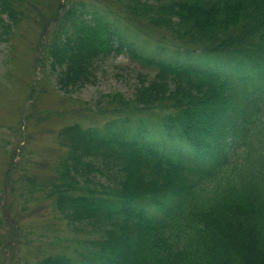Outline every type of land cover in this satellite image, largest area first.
Segmentation results:
<instances>
[{"label": "trees", "instance_id": "trees-1", "mask_svg": "<svg viewBox=\"0 0 264 264\" xmlns=\"http://www.w3.org/2000/svg\"><path fill=\"white\" fill-rule=\"evenodd\" d=\"M190 4H193L191 0H178L176 4L178 22L173 23L176 34L195 24V28L199 25L207 27L209 33L217 38L221 31L233 26L231 23L239 14L236 7L230 11L226 0L213 1L208 5ZM261 13L264 14L263 8ZM239 23L238 19L234 26ZM186 83L197 87L198 92L192 95L178 92L175 95L186 101L178 100V110L169 117L166 128L173 132L175 139L189 141L214 163L220 154L210 152L204 146L214 149L222 141L226 132L217 124L218 120L227 117L230 126L226 128L235 139L241 137L246 123L230 115V87L225 80L212 73H191ZM181 84L178 90H181ZM203 120H208V123L202 124ZM226 159L225 151L219 166L228 165ZM143 168L149 169L148 175L143 173ZM125 172L123 192L128 200L123 210L134 218H140L138 223L144 224V228L142 230L139 226L136 232L137 249L134 253L127 238L116 235L109 257L101 264H238L239 260L240 264H264V199L260 201L249 192L252 184L258 188L264 186V162L245 173H238L243 176L240 178L242 182L235 186L234 198L223 193L227 182L223 179L215 191L210 184L197 186L193 182L195 176L216 178L221 173L220 169H202L174 154L170 155L169 161H162L155 153L134 151ZM234 176L231 173L225 179L232 180ZM204 192L203 200L192 201ZM147 195H154L156 206L166 209L165 216L148 218L143 211L132 206L131 202L138 198L130 197ZM166 196L184 201L182 205L181 201L178 203L181 205L179 208H171L162 204ZM179 233L183 234L184 241L175 239ZM64 263L49 258L41 264Z\"/></svg>", "mask_w": 264, "mask_h": 264}, {"label": "rangeland", "instance_id": "rangeland-1", "mask_svg": "<svg viewBox=\"0 0 264 264\" xmlns=\"http://www.w3.org/2000/svg\"><path fill=\"white\" fill-rule=\"evenodd\" d=\"M51 1L55 2L54 0H26V2L29 3V12L26 14V19L23 21L26 23V29L22 35L23 39L20 42V46L17 47V49H20L21 47V52L19 58L14 63L12 71L10 74L6 75L8 80H13L16 77V67L20 62V56L22 53L24 54L26 50L30 56H32V63L34 57H37V53L34 54L32 51L34 44H37L40 38L46 40L47 35H49L44 28L43 23H45V17L52 15ZM50 18L52 17H49V19ZM128 42H131V40L128 39ZM1 49H3V47H0V50ZM1 56L2 55H0V76L3 75L8 68V65L5 63V55H3V57ZM126 71L129 74L127 80L124 79V73ZM139 72L146 73V71L142 70L137 65L136 61L127 53L113 55L107 60V63L103 62L98 84L87 85L85 88L79 89L73 95L79 100V104L83 105V103L96 102L102 94L115 91L129 93L132 86L135 84V77ZM27 77L31 80L37 79L39 82L43 80L41 91L44 92V95L41 96V99L39 98L34 101L26 100L27 92L22 87L20 90L15 91L12 103L10 99L8 104H4L7 97H0V140L1 143L4 144L9 138H12L17 142L21 141L22 138L24 139V137L35 139V145H33L34 142L31 141V146L33 145L32 151L35 157L39 158L45 154V159H48L50 147L54 145L52 138L56 137V133H58L59 130L67 126L64 116L60 114L61 110H63L60 100L64 99L60 97L61 93H59L60 95L53 93L56 84L47 61H45L43 70L41 68L36 69L34 72L29 70ZM51 94L53 96H50ZM49 108L52 109V112L49 113V122L47 124V120H42L43 117L41 111L49 110ZM14 110L15 113L13 114L12 112ZM22 110H24L25 117L30 116V120L26 123H24L25 119H23L21 115ZM67 111L68 117H72L75 120L76 114L74 112V107H71ZM160 115L161 114L159 113V115L152 116L151 119L155 124L158 123ZM109 120H117V117L102 114L99 119L100 126L103 127ZM53 130H56V133H51ZM117 130L118 128L114 129L113 132H116ZM47 146L48 150L45 152ZM55 146L58 148L57 144H55ZM53 157H56V155ZM34 169L35 166H32V173ZM3 171L4 168L0 167V181ZM113 174V171L107 172V175L101 178V182L113 187L114 182H109L107 178L109 175L112 176ZM17 193L18 189L16 185L15 193L7 189L2 195V205L4 207L5 218L2 227H0V235L3 232L4 236L7 238L6 241L11 242L8 243L5 241L3 243L7 248H10V246L13 247L10 255L5 254V258H9L17 248L19 238L15 233L18 234L21 227L22 237L19 247L22 248L27 243L33 242L35 234L41 227L49 226V218H59L55 228L61 230L63 233H60L59 235H56L59 231L55 233L54 238L51 239L53 247L60 252L64 250L65 253L72 258H76L78 253L81 252L79 259L82 260L84 254L90 251L91 246L89 243L94 240L93 233L100 231V229L90 224L85 227H77L75 224L70 223L68 219L64 218L65 215H62L63 213H61L57 206L54 205V197L52 195L48 196L49 193H45L42 196L45 204L43 209H34L32 204L26 201L24 205H26L28 209L30 208L31 211H19L20 213L16 215L14 203L12 202L17 199ZM11 206H13V209H11ZM24 219L27 220L26 223L24 222ZM95 236L97 238V235ZM46 246L49 250V242ZM0 254L2 253L0 252ZM1 256H3V254Z\"/></svg>", "mask_w": 264, "mask_h": 264}]
</instances>
